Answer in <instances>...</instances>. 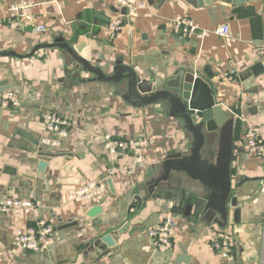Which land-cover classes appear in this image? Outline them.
<instances>
[{
  "label": "crops",
  "instance_id": "1",
  "mask_svg": "<svg viewBox=\"0 0 264 264\" xmlns=\"http://www.w3.org/2000/svg\"><path fill=\"white\" fill-rule=\"evenodd\" d=\"M14 1L0 0V198L31 195L37 209L29 218L0 214V264H223L211 246L217 234L232 238L237 264H264V158L248 155L244 139L251 124L264 142V0H144L131 34L112 40L103 28L124 13L114 0H34L47 29L40 35L8 28ZM183 17L205 36L175 34L169 22ZM222 25L229 39L214 34ZM179 71L214 90L222 132L200 127V142L171 115L166 94ZM6 92L15 98L4 106ZM45 110L71 122L51 154L38 145ZM105 134L146 136L159 149L137 166L122 158L132 173L112 176L99 204L66 203L67 192L105 179ZM193 161L198 177L187 171ZM191 194L207 202L196 219L176 212ZM169 211L173 247L153 252L147 231ZM36 219L54 227L46 255L14 245L18 228Z\"/></svg>",
  "mask_w": 264,
  "mask_h": 264
},
{
  "label": "built area",
  "instance_id": "2",
  "mask_svg": "<svg viewBox=\"0 0 264 264\" xmlns=\"http://www.w3.org/2000/svg\"><path fill=\"white\" fill-rule=\"evenodd\" d=\"M124 10L123 16L113 18L104 28L103 32L110 40L120 38L123 34H131V22L146 8L144 0H114ZM38 4L34 0H15L6 10V21L9 29L13 31H29L31 34H45L47 29L34 13ZM172 31L184 39H202L205 32L200 30L198 24L187 17L175 18L169 22ZM201 31V32H200ZM214 34L222 39H229L230 32L226 25L215 29ZM12 93H4V106L8 101L14 100ZM192 120L197 123L199 117L195 114ZM39 134L38 145L41 151L52 153L60 149L64 140L70 136L71 122L55 111L45 110L36 122ZM245 152L252 158H264V142L261 140L259 129L248 124L245 135ZM102 152L110 164L106 177L101 181L90 180L81 186L69 191L65 195L66 203L97 205L103 199L106 182L115 174H131L132 169L123 165L121 159L129 156L133 166L145 163L152 151H158L155 142L146 136L129 139H118L110 134L100 138ZM37 209L33 196L19 197L8 194L0 198V214L18 213L29 218ZM159 222L147 231L153 252H165L173 247L175 237L174 214L164 212L159 214ZM54 227L51 223L36 219L33 226H21L15 232L14 245L25 252L46 255L53 244ZM214 252L222 259L223 264H237L234 254V242L227 234H217L211 240Z\"/></svg>",
  "mask_w": 264,
  "mask_h": 264
},
{
  "label": "water",
  "instance_id": "3",
  "mask_svg": "<svg viewBox=\"0 0 264 264\" xmlns=\"http://www.w3.org/2000/svg\"><path fill=\"white\" fill-rule=\"evenodd\" d=\"M84 44H79L75 47L77 52H81ZM173 85L170 87L174 94H166L167 99L174 102V109L171 115L179 117L186 121L192 134L198 138L200 142L203 140V135L200 132V127H204L207 133H214L218 130L222 132L227 117L218 108L214 101V90L202 78L195 76L193 72L179 71L170 78ZM199 117V122L195 123L192 120L193 115ZM196 151L193 152L195 155ZM192 155V157H193ZM220 163L216 168L221 173L227 167L226 160L220 158ZM192 177H198L193 164L187 169ZM180 207L176 208V212L183 214L185 217L196 219L204 211L207 206L205 200L197 198L195 195H182L179 199ZM210 210L207 215L210 214Z\"/></svg>",
  "mask_w": 264,
  "mask_h": 264
}]
</instances>
